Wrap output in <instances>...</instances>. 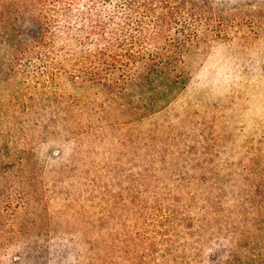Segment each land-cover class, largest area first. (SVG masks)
<instances>
[{"label":"trees","instance_id":"obj_1","mask_svg":"<svg viewBox=\"0 0 264 264\" xmlns=\"http://www.w3.org/2000/svg\"><path fill=\"white\" fill-rule=\"evenodd\" d=\"M186 7V0H0V47L14 51L0 63V264L13 260L17 242L71 232L90 246L86 264H264L262 150L249 153L250 164L226 166L196 146L176 156L155 144L145 163L40 161L47 144L71 135L89 141L117 126L102 90H126L142 63L183 60L202 25L199 11L190 10L191 22ZM63 82L94 93L82 98Z\"/></svg>","mask_w":264,"mask_h":264},{"label":"rangeland","instance_id":"obj_2","mask_svg":"<svg viewBox=\"0 0 264 264\" xmlns=\"http://www.w3.org/2000/svg\"><path fill=\"white\" fill-rule=\"evenodd\" d=\"M186 2L185 10L190 21H193L190 10L195 7L200 13L202 25L198 36L194 35L193 41L184 49V55L180 58L183 60L177 65L166 64L159 68L142 63L137 69V76L126 90H102L101 94L109 104L106 114L117 126L105 131L96 130L89 141L76 140L77 137L71 135L74 138L72 141L61 139L60 142L47 144L41 150V162L116 166L134 161L145 163L154 158L150 154H153L151 148L155 144L161 148L171 146L176 156L186 146H196L213 155L214 162L226 166L228 162L241 164L245 161L250 164L251 151H264V120L252 127L246 126L242 119L256 90L242 84L230 95L211 100L206 93H194L196 81L192 79L198 65L202 66L205 76L211 78L215 74L219 65L218 42H229L231 49L243 57L251 45L264 41V0ZM26 26L29 30L36 29L30 23ZM7 52L9 56L14 54L11 48L6 51L0 47V63ZM182 71L183 79L175 83L178 73ZM63 86L82 98L94 93V90L82 85L75 87L74 84L63 82ZM157 110L161 111L155 113ZM131 120L136 125L128 126ZM123 137L133 140V150L127 148V140ZM136 145L141 148L139 159H135ZM59 152L61 156L56 157ZM201 156V152L199 155L194 153L192 162H199ZM161 159L175 165L189 160L188 157H173L171 160L157 157L154 161ZM237 176L236 173L233 175L234 178ZM88 246L83 235L72 232L52 241L38 236L12 245L10 251L14 258L8 264H86L91 259ZM15 260L20 262L16 263Z\"/></svg>","mask_w":264,"mask_h":264},{"label":"clouds","instance_id":"obj_3","mask_svg":"<svg viewBox=\"0 0 264 264\" xmlns=\"http://www.w3.org/2000/svg\"><path fill=\"white\" fill-rule=\"evenodd\" d=\"M217 48L219 65L215 74L211 78L205 76L202 66L198 65L192 76L196 81L194 93H206L211 100H216L230 95L242 84L255 89L256 94L242 115L246 126L255 127L258 121L264 120V41L251 45L243 57L227 41L218 42Z\"/></svg>","mask_w":264,"mask_h":264}]
</instances>
